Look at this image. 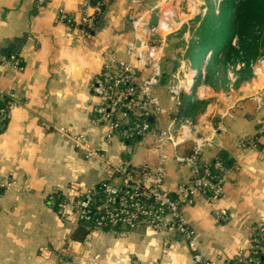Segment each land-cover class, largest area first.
<instances>
[{"label": "crops", "instance_id": "obj_1", "mask_svg": "<svg viewBox=\"0 0 264 264\" xmlns=\"http://www.w3.org/2000/svg\"><path fill=\"white\" fill-rule=\"evenodd\" d=\"M96 1L0 0V87L12 94L10 115L0 130V264H197L179 232L147 225L100 229L49 201L55 191L73 196L107 178L120 185L117 166L139 169L156 163L155 132L173 120L177 130L184 118L194 120L192 133L211 138L206 162L222 156L231 161L224 192L216 201L198 192L183 206L198 234L200 251L216 264L236 260L241 252L255 260L252 235L264 225V131H259L264 122V76L255 75L250 62L259 57L239 67L241 57L227 58L228 48L220 50L216 63L205 66L204 76L190 72L191 89L182 90L177 103L169 87L185 61L171 65L167 59L177 27L162 31L151 39L164 42L163 75L154 92L168 114L150 118L153 131L148 135L124 139L94 121L99 99L91 83L107 62L122 59L138 65L143 76L152 72L153 67L142 68L127 48L135 39L133 17L154 16L156 21L164 4L109 0L92 24L83 22ZM170 9L167 6L164 13ZM63 13L72 22L63 19ZM11 54L20 59L21 68L4 64ZM204 64L205 57L200 67ZM80 133L89 137L97 156L87 158L74 145L73 137ZM191 147L192 140L184 139L179 150L190 153ZM173 154L170 147L165 187L177 196L191 167L177 162ZM217 209H225L227 218L217 217ZM258 251L264 264V247Z\"/></svg>", "mask_w": 264, "mask_h": 264}, {"label": "built area", "instance_id": "obj_2", "mask_svg": "<svg viewBox=\"0 0 264 264\" xmlns=\"http://www.w3.org/2000/svg\"><path fill=\"white\" fill-rule=\"evenodd\" d=\"M46 1L38 0L41 4ZM107 1L109 0L96 1L93 5L94 12L84 13L82 21L92 24L102 13V6ZM163 2L164 5L159 10L161 13H158L156 21L154 16L133 17L135 39L130 41L127 48V53L135 57L142 68L153 67L152 72L143 76L138 65L131 60L122 59L107 62L102 72L96 75L91 83L93 93L99 99L94 108V121L107 127L109 133H117L124 139L148 135L153 131L150 118L168 114L167 107L154 92L163 75L160 57L164 42L161 39L155 43L151 39L162 31L171 32L175 28L178 19L174 7L178 0H169L168 5L166 0ZM84 4L88 7L90 2L86 1ZM167 6L172 10L164 13ZM61 16L72 22L71 16L64 13ZM233 45L237 46V38H233ZM209 55L210 51L206 54L205 61L208 60ZM9 57L10 59L4 64L12 63L16 67H22L20 59L15 54ZM245 64L246 62L242 61L237 66L244 67ZM250 65L255 75L264 76V55L251 61ZM205 66L204 64L198 69H192L191 73L204 76ZM234 67V65L230 66V68ZM231 75H234V71ZM188 83V79L182 80L179 75H173L169 90L177 103H180L181 91L191 89L192 85ZM10 95L12 96L0 87V100L3 102V105H0V128L10 115ZM262 102L263 97L259 96L258 105ZM193 126H195L193 119L184 118L180 120L177 130L174 120L167 126L160 127L155 132L154 139V145L159 151L157 162L152 165H142L139 169L115 167V174L122 178L120 185L114 184L110 178H107L96 185L79 189L73 196L55 191L49 196L50 204L57 206L67 215L100 229L114 227L135 229L140 225H147L157 231L179 232L186 239L197 264H216L215 261L204 257L200 251L198 234L187 220L183 206L191 203L198 192L204 193L210 201H216L224 192L231 167L222 163L218 157L209 162L204 160V152L213 142L211 138L192 133ZM59 131L61 135H67L65 128L61 127ZM259 131H264V122ZM184 139L192 140L190 153L179 150ZM73 143L85 152L87 158L98 155L86 134L75 135ZM170 147L173 148V156L177 162L191 167L190 178L179 184L177 196H173L165 187L166 161ZM3 189L4 185L0 183V195ZM214 213L219 218H227L225 209H217ZM252 241L253 253L258 252V248L264 247V225L256 228ZM235 259L228 261L227 264H249L254 258L241 252Z\"/></svg>", "mask_w": 264, "mask_h": 264}, {"label": "trees", "instance_id": "obj_3", "mask_svg": "<svg viewBox=\"0 0 264 264\" xmlns=\"http://www.w3.org/2000/svg\"><path fill=\"white\" fill-rule=\"evenodd\" d=\"M219 9V15L216 20L218 26L213 25L211 19L206 24L208 40L206 38L203 41V48L199 51L202 53V57L210 51L206 67L210 63H216L218 60L220 50L218 51V46L214 45V39L218 36L223 40L221 51L228 48L226 52L227 58L230 55H236L237 57H241L246 63L256 58L259 48L256 41L259 36L258 34L251 36L250 32L255 31L256 27L264 25V0H219ZM233 38H237V46L232 44ZM0 105H3L1 100ZM6 124L7 121L4 122L0 130H3ZM218 158L226 166H231V161L225 158V156ZM254 255L256 259L250 261L249 264H261L262 260L259 251L254 253Z\"/></svg>", "mask_w": 264, "mask_h": 264}, {"label": "rangeland", "instance_id": "obj_4", "mask_svg": "<svg viewBox=\"0 0 264 264\" xmlns=\"http://www.w3.org/2000/svg\"><path fill=\"white\" fill-rule=\"evenodd\" d=\"M162 0V4H164ZM163 5L159 6V10ZM172 9V8H171ZM170 9V10H171ZM219 0H178L175 3L174 13L178 22H175L177 27V35L171 40V51L167 55L169 63L174 64L176 60L182 59L185 61V66L182 69V80L190 78V72L196 67H200L203 57L201 56V49L203 48V41L208 40V32L206 24L212 21V24L218 26L216 23L219 15ZM258 34L257 43L259 45L258 54L256 57L264 55V25L256 27L255 31L250 32L251 36ZM214 45L218 46V51L221 50L223 40L221 37L214 39ZM233 44V40H232ZM254 46V45H252ZM205 57V56H204ZM193 59V63L192 62Z\"/></svg>", "mask_w": 264, "mask_h": 264}, {"label": "bare ground", "instance_id": "obj_5", "mask_svg": "<svg viewBox=\"0 0 264 264\" xmlns=\"http://www.w3.org/2000/svg\"><path fill=\"white\" fill-rule=\"evenodd\" d=\"M172 10V9H171ZM171 10H166V12L165 13H168L169 11H171Z\"/></svg>", "mask_w": 264, "mask_h": 264}]
</instances>
